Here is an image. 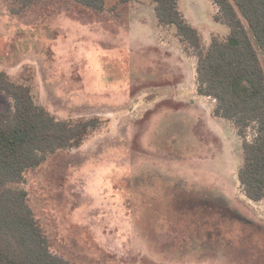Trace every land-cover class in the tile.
Returning <instances> with one entry per match:
<instances>
[{"label": "rangeland", "instance_id": "1", "mask_svg": "<svg viewBox=\"0 0 264 264\" xmlns=\"http://www.w3.org/2000/svg\"><path fill=\"white\" fill-rule=\"evenodd\" d=\"M105 1L14 14L0 0L7 80L58 120L97 122L22 185L52 251L75 264H264V200L241 190L243 142L198 95L197 59L152 0ZM179 8L206 46L229 35L211 0ZM13 105L0 93L2 118Z\"/></svg>", "mask_w": 264, "mask_h": 264}, {"label": "trees", "instance_id": "2", "mask_svg": "<svg viewBox=\"0 0 264 264\" xmlns=\"http://www.w3.org/2000/svg\"><path fill=\"white\" fill-rule=\"evenodd\" d=\"M14 14L39 2L6 0ZM106 12L105 0H73ZM127 0H121L125 2ZM159 26L175 27L185 51L197 59L200 96L214 101L213 115L233 124L243 142L238 178L252 202L264 200V0H211L216 22L227 25L224 39L213 36L209 46L179 8L180 0H152ZM0 93L13 99L5 118L0 115V264H75L52 251L48 235L22 187L26 176L51 155L70 148L97 122L74 125L58 120L35 104L30 89L9 82L0 70ZM250 132L252 134H250Z\"/></svg>", "mask_w": 264, "mask_h": 264}, {"label": "crops", "instance_id": "3", "mask_svg": "<svg viewBox=\"0 0 264 264\" xmlns=\"http://www.w3.org/2000/svg\"><path fill=\"white\" fill-rule=\"evenodd\" d=\"M214 102V101H213Z\"/></svg>", "mask_w": 264, "mask_h": 264}]
</instances>
